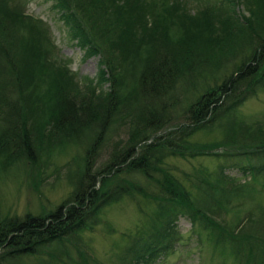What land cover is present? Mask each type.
<instances>
[{"label": "trees", "instance_id": "1", "mask_svg": "<svg viewBox=\"0 0 264 264\" xmlns=\"http://www.w3.org/2000/svg\"><path fill=\"white\" fill-rule=\"evenodd\" d=\"M51 1L83 58H97V73L77 80L25 0H0V170L45 168L52 151L86 145L65 206L0 219V264L29 255L35 264H55L50 245L75 246L76 233L91 228L103 207L146 196L148 185L155 189L153 232L131 241L119 264H146L167 251L178 236L176 213L227 244L237 261L264 264V206L244 209L259 216L245 221L241 206L253 188L224 174L237 160L243 176L264 173V123L236 116L264 84V0ZM215 125L225 132L215 149L190 139ZM115 128L124 139L111 140ZM207 152L221 161L216 170L182 172L200 189L193 200L166 158Z\"/></svg>", "mask_w": 264, "mask_h": 264}, {"label": "rangeland", "instance_id": "2", "mask_svg": "<svg viewBox=\"0 0 264 264\" xmlns=\"http://www.w3.org/2000/svg\"><path fill=\"white\" fill-rule=\"evenodd\" d=\"M25 2L26 12L48 24L60 54L69 58L70 68L76 74V79L95 78L97 58L95 56L83 58V51L69 38L66 27L58 20V13L52 8L53 2L51 0H25ZM248 47L245 45L244 50L247 52L250 51ZM236 61L235 63L239 62V60ZM210 81L207 79L205 83L210 84ZM104 88L106 91V86ZM186 102H183L182 106ZM236 116L246 124L264 123V84L257 89L256 95L249 96L236 108ZM218 127L217 125L211 128L203 127L190 139L209 146V149H215L212 146L222 140L225 133ZM110 137L112 141L118 138L124 139L122 128H115L110 132ZM111 140L108 145L111 144ZM85 145L71 144L52 151L47 155L50 164H47L45 168L36 170L37 167L29 169L17 164L12 168L0 170V219L13 216H18L20 219L26 214L37 215L54 209L56 205H64L70 194L76 190V177L79 171L77 163ZM108 151L105 145L102 153ZM210 155L207 152L184 159L173 156L166 158L167 162L173 166V168L169 167L170 173L182 182L187 195L193 200L200 196L198 193L200 189L194 181L187 180L190 176H187V179L183 178L182 172L191 175L193 169L196 172L199 167L209 171L216 170L221 161ZM226 164L224 168L226 176L234 178L237 184L249 183L253 188L250 198L244 199L241 206L243 219L248 221L249 216L254 220L259 218L256 213L243 211L253 209L255 205L264 206V173L250 179L249 175L243 176L240 171V166L245 164L243 161L237 160ZM154 191V187L148 185L145 188V192L148 193L146 196L138 194L133 197L123 196L118 202L103 207L97 216V222L91 228H83L77 232L74 242L69 241L75 246L65 244L57 249L56 245L52 244L49 248L42 247V249L48 248L46 252L55 256V264H71L72 258L77 260V264H119V256L127 249L131 241L133 243L134 240L146 238L153 232L154 224L150 216H153L156 211ZM174 225V232L178 236L172 240L171 247L158 256L155 255L156 257L146 264H257L250 261L245 263L237 261L225 246L227 244L213 243L212 240L207 239L205 232L199 226L191 225L186 214L176 213ZM61 242L68 243L66 239ZM77 248L84 252L80 253ZM64 249L68 251V254L64 253ZM83 255L87 257L92 255L94 259L91 261ZM35 257L36 255L24 256L21 264H35Z\"/></svg>", "mask_w": 264, "mask_h": 264}]
</instances>
